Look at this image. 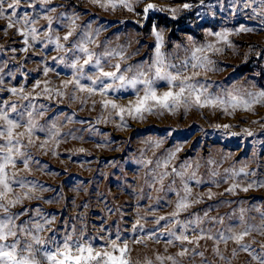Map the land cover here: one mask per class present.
<instances>
[{"label": "clouds", "instance_id": "obj_1", "mask_svg": "<svg viewBox=\"0 0 264 264\" xmlns=\"http://www.w3.org/2000/svg\"><path fill=\"white\" fill-rule=\"evenodd\" d=\"M264 264V0H0V264Z\"/></svg>", "mask_w": 264, "mask_h": 264}, {"label": "snow or ice", "instance_id": "obj_2", "mask_svg": "<svg viewBox=\"0 0 264 264\" xmlns=\"http://www.w3.org/2000/svg\"><path fill=\"white\" fill-rule=\"evenodd\" d=\"M59 264H64V262H63V261H61V262H59Z\"/></svg>", "mask_w": 264, "mask_h": 264}]
</instances>
